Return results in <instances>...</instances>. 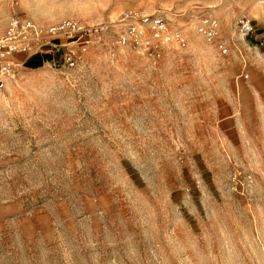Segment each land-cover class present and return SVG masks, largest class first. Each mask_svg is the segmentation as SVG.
<instances>
[{
  "label": "rangeland",
  "instance_id": "rangeland-1",
  "mask_svg": "<svg viewBox=\"0 0 264 264\" xmlns=\"http://www.w3.org/2000/svg\"><path fill=\"white\" fill-rule=\"evenodd\" d=\"M209 13L264 31L260 0H0V33L93 31L76 67L38 53L3 78L0 264H264L263 36L235 39L238 85L236 50L198 32ZM146 17L184 44L123 45Z\"/></svg>",
  "mask_w": 264,
  "mask_h": 264
},
{
  "label": "built area",
  "instance_id": "built-area-1",
  "mask_svg": "<svg viewBox=\"0 0 264 264\" xmlns=\"http://www.w3.org/2000/svg\"><path fill=\"white\" fill-rule=\"evenodd\" d=\"M264 10V0H260ZM159 20H130L123 34L122 44L151 50L160 55L162 46H181L185 40L180 31L169 32ZM198 32L207 42L213 44L221 57H227L231 50H236L241 60L242 77L248 78L249 67L246 50L236 42L238 37L258 38L259 29L255 21L242 17L236 21L232 34L225 36L221 21L209 13L201 17ZM92 28L86 27L75 20H65L49 25L40 24L26 17L16 16L11 19L0 33V86L4 76L14 71V66L24 63V59L38 53H61L60 64L64 68H74L82 58V53L91 43ZM241 78V77H240ZM239 78V79H240Z\"/></svg>",
  "mask_w": 264,
  "mask_h": 264
},
{
  "label": "crops",
  "instance_id": "crops-1",
  "mask_svg": "<svg viewBox=\"0 0 264 264\" xmlns=\"http://www.w3.org/2000/svg\"><path fill=\"white\" fill-rule=\"evenodd\" d=\"M262 20L264 21V17L262 18ZM256 26L258 27V29H259V32L258 33H260L262 36H263V38H262V40L263 41H261L260 43L262 44V45H264V31H262L261 29V27H259V23L257 24L256 23ZM36 56V55H35ZM34 56V57H35ZM30 58H32V57H28V58H26V60H29ZM25 60V61H26ZM25 63V62H24ZM241 69H242V67H241ZM241 73H242V71H241ZM241 73L238 75V77L236 78V83L239 85L244 79H247V78H245V77H242V75H241ZM246 73L249 75V73H248V71H246ZM241 77V78H240ZM249 77H250V75H249ZM248 77V78H249ZM240 78V79H239Z\"/></svg>",
  "mask_w": 264,
  "mask_h": 264
}]
</instances>
